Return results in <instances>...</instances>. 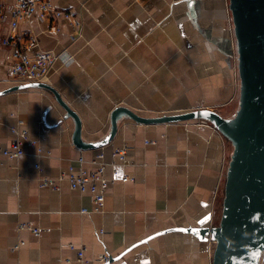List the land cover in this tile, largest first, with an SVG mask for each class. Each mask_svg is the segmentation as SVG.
Masks as SVG:
<instances>
[{"label": "crops", "instance_id": "obj_1", "mask_svg": "<svg viewBox=\"0 0 264 264\" xmlns=\"http://www.w3.org/2000/svg\"><path fill=\"white\" fill-rule=\"evenodd\" d=\"M50 1L73 13L81 35L66 21L53 34L36 17L12 29L14 0H0V31L20 35L25 54L58 56L46 82L80 116L84 140L105 137L118 106L142 116L211 109L229 117L236 111L229 0ZM12 52L0 44V91L24 84L10 77ZM202 122L141 125L123 119L111 144L82 151L72 142L74 121L45 90L0 96V147L15 138L12 128L37 140L35 146L25 143L19 159L0 156V264H73L70 243L84 247L91 264H101L104 255H122L108 264H213L214 243L182 228L218 225L233 148ZM121 147L128 148L129 163L120 172L135 180L113 183L99 213L91 212L90 194L66 182L59 189L39 187L41 176L57 177L80 155L90 161L104 152L110 160ZM22 224L39 228L40 236ZM20 241L25 244L15 249Z\"/></svg>", "mask_w": 264, "mask_h": 264}, {"label": "water", "instance_id": "obj_2", "mask_svg": "<svg viewBox=\"0 0 264 264\" xmlns=\"http://www.w3.org/2000/svg\"><path fill=\"white\" fill-rule=\"evenodd\" d=\"M229 9L239 83L238 107L232 116L226 117L211 109L142 116L118 106L110 114L109 133L102 139L86 141L80 116L49 83L12 86L0 91V96L25 89L45 90L65 111V118L74 121L72 142L82 151L111 144L123 119L141 125L193 121L211 124L233 148L226 172L221 216L218 225L182 230L214 243L213 264H261L264 260V0H229ZM121 257H109L104 264Z\"/></svg>", "mask_w": 264, "mask_h": 264}, {"label": "built area", "instance_id": "obj_3", "mask_svg": "<svg viewBox=\"0 0 264 264\" xmlns=\"http://www.w3.org/2000/svg\"><path fill=\"white\" fill-rule=\"evenodd\" d=\"M32 17H36L42 23L48 22L50 31L53 34L60 32L57 23L66 21L70 23L73 31H79V35H81V22L76 19L73 13L54 7L50 0H14L10 19V27L12 29L16 30L21 21ZM4 19L5 7L0 2V22ZM21 40L22 37L18 34L9 38L0 31V44L13 50L12 63L10 65L11 79L22 83L46 82L51 69L57 62L58 56L52 51L36 53L33 56L25 54L20 48ZM202 123L205 124L207 122ZM11 130L15 138L8 147H0V156L15 160L26 154L25 143L35 146L37 145V140L30 139L27 130L16 128ZM38 152L41 155L42 149L38 148ZM128 163L127 147L114 149L111 152L110 160H107L104 152L96 154L90 161L80 155L76 163H71L66 171L57 177L41 176L39 187L59 189L66 182L73 191L90 194L93 198V209L91 212L99 213L104 207L106 192L113 183L117 181L127 183L135 180L133 177L120 172L121 168L127 166ZM35 167L39 172L42 171L39 164H36ZM108 171H110V175ZM81 212L89 213L90 211L84 208ZM20 228L30 230L36 237L40 236V229L30 224H22ZM24 244L25 241H20L15 246V249ZM68 246L70 249L76 250V258L72 261L73 264H91V261L85 257L84 247H77L73 243ZM108 260L109 257L104 255L98 262L104 264Z\"/></svg>", "mask_w": 264, "mask_h": 264}, {"label": "rangeland", "instance_id": "obj_4", "mask_svg": "<svg viewBox=\"0 0 264 264\" xmlns=\"http://www.w3.org/2000/svg\"><path fill=\"white\" fill-rule=\"evenodd\" d=\"M237 92H239V83H238V90ZM236 102V101H235ZM238 103V101H237ZM238 105V104H237ZM238 107V106H237ZM237 109V108H236ZM224 192V186H223V190H222V194H221V197H220V201H219V218L221 216V208H222V200H223V193ZM261 264H264V260H262V263Z\"/></svg>", "mask_w": 264, "mask_h": 264}]
</instances>
